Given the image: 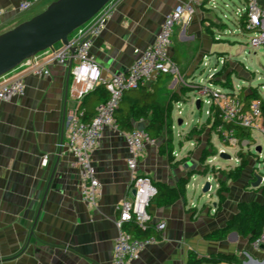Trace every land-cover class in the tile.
Masks as SVG:
<instances>
[{
  "label": "crops",
  "instance_id": "0c3cea01",
  "mask_svg": "<svg viewBox=\"0 0 264 264\" xmlns=\"http://www.w3.org/2000/svg\"><path fill=\"white\" fill-rule=\"evenodd\" d=\"M21 1L0 0V33L40 13L55 0H39L25 13L17 10ZM186 1L118 0L114 14L90 47L102 75L126 72L153 43L165 14ZM259 2L264 5V0ZM211 11L201 7L174 29L169 54L179 68V76L160 75L141 86L153 92L156 101L171 106L172 117L175 108L192 106L190 95L197 86L190 82H195L203 57L224 55L214 37L217 24ZM61 46L38 53L7 74L24 78L25 93L0 100V264H111L118 207L133 195L127 167V131L106 127L90 154L101 183L100 195L94 206L81 200L78 165L71 152L60 145L65 140L67 114L78 106L66 94L69 64L52 61L54 51ZM240 51L232 54L238 56ZM236 56L225 63L232 71L223 75L231 74L232 79L236 71L247 80L245 68L237 64ZM35 63L45 64L49 74H32L31 65ZM74 65L72 61L71 69ZM136 95L134 90L125 92L120 108H127ZM99 97V90H93L83 98L88 114L95 113ZM205 121L206 118L199 123L206 124ZM145 124L144 120L137 121L134 128ZM206 127L213 147L212 135L216 132L208 124ZM153 139L154 143L145 147L138 173L149 175L154 184L162 182L171 187H176L180 179L187 180L185 194L169 204L151 200L148 211L152 222H164L165 228L157 242L147 245L130 264H188L190 253L233 255L237 260L202 264L263 261V253L249 236L235 230L222 239H212L210 235L225 227L244 204L264 205V186L260 184L262 188L256 190L240 180L234 181L218 208L217 183L214 193L210 192V184L207 193L199 194L202 183L192 180L199 175L201 152L208 149V144L184 141L171 151L164 147L162 137ZM224 161L226 167L229 163Z\"/></svg>",
  "mask_w": 264,
  "mask_h": 264
},
{
  "label": "built area",
  "instance_id": "2783aa9c",
  "mask_svg": "<svg viewBox=\"0 0 264 264\" xmlns=\"http://www.w3.org/2000/svg\"><path fill=\"white\" fill-rule=\"evenodd\" d=\"M37 1L39 0L21 1L17 7L18 12H28ZM117 2L118 0L108 1L89 21L71 33L68 38L69 43L55 50L52 57V61L57 63L75 61L71 69L67 94L78 106L67 114L65 140L60 145L65 146L76 160L79 168L80 197L90 206L96 204L101 187L90 154L97 146L104 128L119 130L115 112L124 93L139 88L160 75L179 76V68L169 54L175 27L185 17L194 15L197 9L207 7L212 10L217 5L216 0H187L177 3L165 14L153 43L134 59L128 70L104 77L99 64L90 54V47L94 38L102 32L107 21L114 14ZM224 7L227 8L230 5L224 3ZM234 14V29H229V34L249 36L244 49L246 47L251 51L264 49V5H261L259 0H239ZM214 33L216 35L220 32L215 28ZM71 48H74L73 52ZM231 58L232 55L224 56L221 66ZM30 72L38 76H47L49 69L45 64L35 63L31 65ZM213 76L212 73L206 76V80L200 79L201 83L193 81L190 83L197 86L201 109L204 99H207L206 118L210 115L211 106L218 111L220 122L216 125L215 132L221 144L223 146L242 144L243 141L239 143L236 135L238 126L251 131L256 129L264 136V98L259 89L251 86L238 87L233 80L231 89L223 87L221 89L220 85L213 83ZM99 84L105 87L108 98L97 105L91 119L85 120L83 109L79 108V104ZM260 88L263 86L261 85ZM245 90L249 93L254 92L255 95L247 104L240 95L241 91L245 92ZM24 93L25 81L22 76L4 75L0 77V100L8 101ZM125 141L128 150L127 167L131 172L129 187L133 195L130 200H124L118 207V216L114 220L117 235L112 250L111 264H130L147 245L157 242L158 238L155 235L145 238L135 237L128 230L130 226H136L142 231L152 226L160 233L165 228L164 222L153 223L148 211L151 200L157 193L156 186L149 175L137 171L146 145L153 144L154 139L145 129L134 128L125 133ZM244 141L250 144L249 141ZM251 145L255 144L251 143ZM221 151L225 152L222 148L218 153ZM42 161L46 164L47 157L44 156ZM261 176L264 181V175ZM254 245L264 255V227L254 241ZM257 264H264V260Z\"/></svg>",
  "mask_w": 264,
  "mask_h": 264
},
{
  "label": "rangeland",
  "instance_id": "374dc122",
  "mask_svg": "<svg viewBox=\"0 0 264 264\" xmlns=\"http://www.w3.org/2000/svg\"><path fill=\"white\" fill-rule=\"evenodd\" d=\"M224 3H228L230 7L225 8ZM216 6L212 9V18L214 22L217 24L215 27L220 33L215 35V38L220 43V49H224V55H217V53L212 54L211 56L206 55L203 57L201 62L200 69L196 72V83H201L200 79L206 80V76L210 74H214L215 76H223L225 72L232 71L230 65L221 66V62L223 61V57L228 54L233 55L234 57L237 53L235 51L241 49V51L246 46L247 40L249 36H236L229 34V29H234L233 20L235 17L234 10L236 9V5L239 4V0H216ZM217 35L218 38L216 37ZM233 43H229L228 41H233ZM219 50V49H218ZM225 51V52H224ZM238 52L239 55L236 56L237 64H240L241 67L245 68L244 77L247 80L241 78L238 72L234 71L232 75L233 82L238 87L248 88L249 86L258 88L262 93L264 98V49L259 48L255 51H251L246 47L244 51ZM229 58V57H227ZM215 71L213 72V69ZM234 70V69H233ZM261 85L263 88H260ZM215 87V86H212ZM223 89L221 86H219ZM199 98V94L197 91L194 94L190 95V99L193 101L192 106L188 107L187 105H183L181 109L175 108L173 117H172V144L173 146L178 147L179 143H183L184 141H190L193 144L198 145H207L208 149H204L201 152V165L199 169V175H194L192 180L198 183H202L200 193L202 194V187L206 181H209L212 185L210 192L214 193V185L217 183L218 188V179L224 180L229 186L232 181L228 180L226 175L222 172V170H228L232 166H236L239 164L241 159L246 160V165L241 173V176L238 180L244 182L246 186H251L250 184L255 181V174L264 175V136L256 129L252 131L253 143L255 145L248 144V142L243 141L241 145L237 146H223L216 136V134L212 135L213 147L209 142L208 135H211L210 131H207L206 124H200L199 121L204 120L206 118L205 111L208 108L207 99H204L203 106L201 110H198L194 104V102ZM178 119L182 120L181 124H178ZM195 124H197L195 132L189 134L185 132V130H189ZM195 135L199 137L194 138ZM261 147V154L256 152V148ZM213 148V151L211 149ZM224 149L226 153L231 155V159L221 160L219 157L218 151L220 149ZM210 149V150H209ZM242 151V155L239 156L238 152ZM214 154V155H213ZM205 157V160L203 158ZM215 157L214 159H212ZM210 160V162L208 161ZM229 163L224 167L222 162ZM222 164V165H219ZM231 166V167H230ZM261 185L264 186V181L261 182ZM262 186L252 187L256 190L262 188ZM209 192V193H210Z\"/></svg>",
  "mask_w": 264,
  "mask_h": 264
},
{
  "label": "trees",
  "instance_id": "16d2710c",
  "mask_svg": "<svg viewBox=\"0 0 264 264\" xmlns=\"http://www.w3.org/2000/svg\"><path fill=\"white\" fill-rule=\"evenodd\" d=\"M71 35V34H70ZM213 36V34H212ZM212 81L216 85H220L223 88H232L231 74L223 76H213ZM94 90L100 92V102L105 101L108 98V93L102 84L97 85ZM137 91V95L133 97L127 108H117L115 112L116 123L120 131H131L134 129V124L137 121H146L145 130L148 131L152 138H163L164 147H167L172 151V108L169 105L161 104L156 101L154 93L149 90H143L139 88L133 89ZM93 91V90H92ZM91 91V92H92ZM241 97L245 104H247L254 95L252 93H245L241 91ZM79 108L83 109V117L85 120L92 118L91 114H88V108L84 105L83 100L79 104ZM201 110V102L200 109ZM210 115L206 118L205 123L210 125L212 130H215L216 125L220 122L218 111L214 110V106L210 107ZM116 114H118L116 116ZM197 124H195L190 130L189 134L195 132ZM237 137L239 143L244 140L253 143L252 131L250 129H244L236 127ZM162 148V147H161ZM214 155V154H213ZM238 155H242V151L238 152ZM205 160V157L202 161ZM246 165V160L241 159L239 164L228 170H222L227 179L234 182L237 181ZM187 180L180 179L176 187H171L165 183H155L157 193L152 200H156L159 205L169 204L176 201L179 197L185 194V185ZM229 189V186L224 180L218 179V188L216 189V195L218 198V208L225 200V195ZM264 227V205L252 202L244 204L239 212L227 222L225 227L216 231L210 235L212 239H222L231 230L237 231L243 236H249L251 240L255 241ZM129 232L138 238H145L151 235L160 237V232L156 231L152 226L147 230L142 231L136 226H130ZM236 258L233 255L213 254L209 256H196L194 253H190L188 257V264H202L204 262L217 263L221 261L236 262Z\"/></svg>",
  "mask_w": 264,
  "mask_h": 264
},
{
  "label": "water",
  "instance_id": "95a60500",
  "mask_svg": "<svg viewBox=\"0 0 264 264\" xmlns=\"http://www.w3.org/2000/svg\"><path fill=\"white\" fill-rule=\"evenodd\" d=\"M108 1L55 0L40 13L0 33V77L42 51L53 49L57 44L67 45L70 34L89 21ZM68 64L67 89L72 61H68ZM200 101L199 98L195 101L198 110ZM177 122L181 124L182 120L178 119ZM138 128L144 129L145 125ZM256 152H261L260 146ZM219 157L231 159V155L224 151L219 152ZM261 182L262 176L255 174L251 186L258 187ZM209 190L210 182L206 181L202 192L207 193Z\"/></svg>",
  "mask_w": 264,
  "mask_h": 264
}]
</instances>
